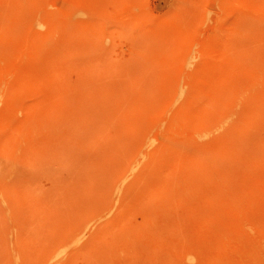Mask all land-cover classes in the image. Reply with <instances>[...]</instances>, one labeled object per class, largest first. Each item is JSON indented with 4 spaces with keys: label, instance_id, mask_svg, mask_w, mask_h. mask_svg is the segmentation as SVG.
I'll return each instance as SVG.
<instances>
[{
    "label": "rangeland",
    "instance_id": "374dc122",
    "mask_svg": "<svg viewBox=\"0 0 264 264\" xmlns=\"http://www.w3.org/2000/svg\"><path fill=\"white\" fill-rule=\"evenodd\" d=\"M0 264H264V0H0Z\"/></svg>",
    "mask_w": 264,
    "mask_h": 264
},
{
    "label": "bare ground",
    "instance_id": "6f19581e",
    "mask_svg": "<svg viewBox=\"0 0 264 264\" xmlns=\"http://www.w3.org/2000/svg\"><path fill=\"white\" fill-rule=\"evenodd\" d=\"M79 247V246H78ZM79 249V248H78ZM57 259V258H56Z\"/></svg>",
    "mask_w": 264,
    "mask_h": 264
}]
</instances>
